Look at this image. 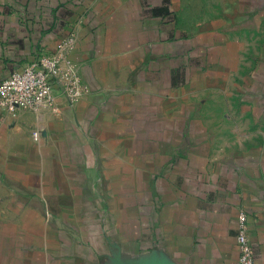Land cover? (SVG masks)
<instances>
[{
  "label": "crops",
  "instance_id": "obj_1",
  "mask_svg": "<svg viewBox=\"0 0 264 264\" xmlns=\"http://www.w3.org/2000/svg\"><path fill=\"white\" fill-rule=\"evenodd\" d=\"M71 33L83 94L0 108V264H264V0H0V81Z\"/></svg>",
  "mask_w": 264,
  "mask_h": 264
},
{
  "label": "built area",
  "instance_id": "obj_2",
  "mask_svg": "<svg viewBox=\"0 0 264 264\" xmlns=\"http://www.w3.org/2000/svg\"><path fill=\"white\" fill-rule=\"evenodd\" d=\"M76 41L75 34L63 38L53 54H42L0 81V108L15 114L19 109L55 110L56 92L60 90L70 104L83 94L81 76L68 59ZM237 240L239 264H256L248 218L238 216Z\"/></svg>",
  "mask_w": 264,
  "mask_h": 264
}]
</instances>
